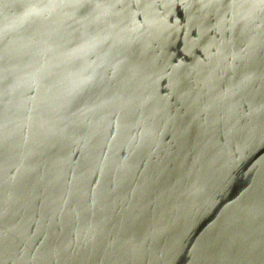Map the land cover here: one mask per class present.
Here are the masks:
<instances>
[{"label":"water","instance_id":"1","mask_svg":"<svg viewBox=\"0 0 264 264\" xmlns=\"http://www.w3.org/2000/svg\"><path fill=\"white\" fill-rule=\"evenodd\" d=\"M0 264H264V0H0Z\"/></svg>","mask_w":264,"mask_h":264}]
</instances>
